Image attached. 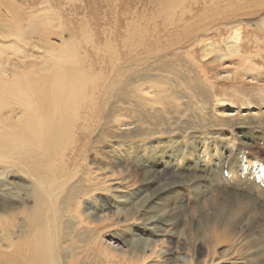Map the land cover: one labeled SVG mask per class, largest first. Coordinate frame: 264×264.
Returning <instances> with one entry per match:
<instances>
[{"label": "rangeland", "instance_id": "obj_1", "mask_svg": "<svg viewBox=\"0 0 264 264\" xmlns=\"http://www.w3.org/2000/svg\"><path fill=\"white\" fill-rule=\"evenodd\" d=\"M7 1H12L24 18L36 17L41 12V6L48 5L51 11L49 14L53 12L55 17L61 18L62 39L68 43L69 48L71 44L80 49L77 53L81 54L79 58L83 62L82 66L86 70L91 69L89 78L98 87L95 97L104 89L109 92L111 88H115V92L111 93L113 96H106L107 107L111 109L117 106L112 110L117 111L122 120L132 121L138 117L140 119H136L137 125L143 122V125L134 129L131 134L116 126H106L103 130L96 128L93 134H89L85 147L79 149L83 153V161L78 164L77 172L74 173V183H81L79 181L86 178V173L89 172L86 185L97 183L98 189L91 190L90 194L82 198L78 214L85 221V225H88V229L99 227L100 239L96 240L101 244L97 258L82 262L103 264L106 260L115 258H127L131 261V255H135L132 260L134 261L141 255V249H145L146 253L147 249L155 244L164 245L161 254L158 256V252L149 256L145 264H167V259L178 260L180 264L190 260L194 264H264V105L258 102L262 97V94H259L260 87L245 86L237 88V92H232L230 83L227 84L224 79L219 80L217 95L231 99V108L236 107L234 115L227 113L234 116L232 119L221 118L215 116V101L209 98L207 84L200 82L196 75L197 60L212 77L215 76V71L229 67L240 68L241 64L236 59L238 55L229 62L221 57V52L224 49L227 51L225 40L229 35V28L231 25L240 24V28L245 30L243 32H253L256 30V22L264 20V11L258 16L243 19L249 21L250 26L238 22L227 24L225 27L218 25L217 29L214 27L215 29L206 33L208 40L200 35L189 47L183 46V49L175 50L167 49V46L173 44L172 41L175 42L173 45H176V38H181L179 34L175 35L176 32H173L174 35L170 33L172 41L168 37L170 34L166 32L158 34L159 40L154 42L156 45L149 39L154 24L162 23L161 17L164 13H159V0H3L0 2V21L2 17L5 19L10 16L5 9ZM249 4L258 5L254 0ZM249 4L229 2L219 7L218 11L225 13V8L229 7L230 17ZM201 11L202 9L193 15L187 14L188 21H184L183 27L178 28L183 30L179 31L180 35L182 32L190 34L200 22L203 27L209 22L207 19H210V13L206 12L207 15H204ZM55 27L53 28L56 30ZM84 28L88 31L89 41L91 37L94 43L84 38ZM143 30L145 39L142 37V42L138 39ZM58 33L59 30L56 32L57 36ZM56 34L50 36L52 42L58 46V42L53 39ZM134 41L140 42V48L130 46L136 44ZM211 42L216 52L205 60L199 59V48ZM0 44L7 43L0 41ZM109 45L116 47L115 50L119 52L118 61L111 58L112 55L106 49L107 46L111 47ZM20 49L27 51L24 46ZM145 49L150 51L149 56ZM154 49H157L160 55L162 53L161 57L164 56L159 64L155 62L157 59L153 54ZM25 54H28V51ZM252 59L261 66V60L257 57ZM113 65L115 67L112 69ZM153 75L164 76L170 84L168 89L174 94V101L171 102L176 113L166 105L150 103H146V108L132 113L136 104L132 103L131 108V105L122 103V98L128 102L130 89ZM156 87L160 88L159 85ZM200 90L204 91V94ZM241 99H246L245 101L252 105L242 108L240 105L245 101ZM98 100V119L102 123L108 110L103 111V100ZM141 103L145 105L144 101ZM249 110L250 112H247ZM135 114L136 118L133 117ZM171 155L178 156V159L169 161L168 157ZM158 159L171 165L163 170V180L158 178V170L161 169L156 163ZM13 179L16 182L12 181ZM7 184L9 188L6 187L4 196L5 188L2 186ZM19 184V174L11 171L4 175L0 171V219L4 220L12 211L18 213L25 207H32L33 203L27 197L25 188ZM161 184L166 187L162 192L159 187ZM152 193L158 194L155 201L150 200ZM8 203L13 204L14 208L4 213L1 207ZM97 216L109 218L106 219L108 222L105 221L104 228H101L102 224L97 226L91 223V219L99 218ZM19 221L18 219L17 222ZM85 233L84 242H89L90 232ZM4 235L6 234L0 233V241ZM9 237L13 239L12 235ZM77 246L85 248L90 244L77 243ZM111 249H117L125 257ZM105 256L111 258L108 260Z\"/></svg>", "mask_w": 264, "mask_h": 264}, {"label": "bare ground", "instance_id": "obj_2", "mask_svg": "<svg viewBox=\"0 0 264 264\" xmlns=\"http://www.w3.org/2000/svg\"><path fill=\"white\" fill-rule=\"evenodd\" d=\"M251 1L159 0L158 7H161L159 13L164 14L161 17L162 23L159 25L154 24L153 31L149 35L150 42L154 43L159 40L158 34L161 32L163 34L166 32L168 35L170 33L174 35L173 32H176L177 34L175 33V35L179 34L178 36L181 38L175 37L178 40L175 39L177 42L176 45H173L175 42L170 39V34L168 37L173 44L167 46V49L174 48L175 50H180L181 48L183 49V46L189 47L192 45L197 40L195 38L200 35L202 38L204 37L208 40V34L206 33L218 25L225 27L227 24L238 22L241 24L246 23L250 26L249 21L243 19L258 16L264 11V0H254V3H258V5L249 4ZM229 2L249 4V6L243 7L239 12L235 11L236 13L229 17V7L225 8L227 10L225 13L218 11L219 7ZM43 3L41 4L43 5ZM5 9L7 13H10V16L5 19H2V17L0 21V41L7 43L0 44V171L4 175L11 171L19 174L20 184L25 188V193L33 204L31 208L25 207L18 213L12 211L7 214L4 220L0 219V233L7 235H4V238L0 241V264H84L82 261L86 262L87 259L91 260L99 256L97 252L101 244H99V240H96V238L100 239L99 227L93 230L88 229V225H85V221L78 214L82 198L84 196L86 197L94 189H98L97 183L91 184V187L86 185L89 172L86 173V178L79 181L81 183H74L76 178L74 173L77 172L78 164L83 161L81 157L83 153L79 149L82 146L85 147L88 136H90L89 134H93L92 132L96 128L103 130L106 126L112 128L116 126L131 134L135 131L134 129L143 125V122L137 125L138 121L136 119H140L137 117V114H135L136 116L133 115L134 118H137L132 121L122 120L119 118L120 114L112 110L117 108V106H113L111 109L107 107L106 96L109 97V94L115 92V88H111L109 92L104 89V91L99 93L98 97H95L98 87L89 78V71L91 69L87 68L86 70L82 66L83 62L79 58L81 54L77 53L80 49L76 45L71 44H69V48L67 46L68 43L62 39L61 32L63 30V24L61 23V18L55 17L53 12L49 14L51 11H49L50 8H48V5L41 6V12L36 17L30 16L28 18H24L21 15L18 7L12 1L6 2ZM201 9L204 15L206 12L210 13V19H207L209 22L204 24L203 27L200 22L204 20L202 18L199 21L200 23L197 25L195 23L196 26H199L195 30L193 29L194 31L192 30L190 34L182 32L183 34L180 35L179 31L181 29L179 30L178 28L183 27L182 23L184 21H188H186L187 14L193 15ZM218 20L220 21L218 22ZM239 25L234 24L229 28V35L225 40L227 51L224 49L221 52L222 56H220L229 62L232 61L231 59L233 57L238 55L239 57H236V59L241 64L240 68L229 67L219 72L215 71V76L212 77L209 76V73L204 70L199 60H197L198 67H196V75L200 82L207 84L206 87L210 93L209 98L215 101L214 112L216 117L232 119L234 116H230L227 113L234 115L236 112V107L231 108L232 105L229 101L231 99L227 100L217 95L219 93V80L221 79L227 81V84H231L229 85L230 91L232 92H237V88L240 87H256L258 85L260 87L259 94H262L258 102L264 105V20L256 22V30L253 32H243L244 29L240 28ZM244 28L246 29V27ZM57 30H59L58 36L56 34ZM82 31L84 38L89 41L88 31L85 28ZM50 34L51 36L52 34H56V37L53 39L56 43L58 42V46L54 44L55 42H52ZM144 34L145 30L141 33L138 39L139 41L144 38ZM193 39L195 40L192 41ZM188 40L191 43L188 44ZM90 41L93 42L91 37ZM139 41H134L136 44L130 46H138L140 44ZM169 42L166 43L170 44ZM166 43L164 44L168 45ZM154 45L156 44L154 43ZM204 45L199 48L198 53L199 59L202 60L207 59L216 52L213 42ZM21 46L27 49L28 54H25L27 51L24 52L20 49ZM109 46L111 47L107 46L106 49L112 55L111 58L118 61L120 57L119 52L115 50L116 47ZM147 52L149 56L150 51ZM164 52L165 50H163ZM174 53L176 55L178 54V52ZM35 54L37 55L35 56ZM153 54L155 59H157L155 62L159 64L161 58L164 56L161 57L162 53L161 55L160 52L157 53V49H154ZM253 57H257L262 61V64L260 63L261 66L253 62ZM223 58L220 59L222 60ZM133 65L135 64H131V66ZM114 67L113 65L112 69ZM115 76L112 75V77ZM164 78L162 75L148 76L146 79L144 77L143 80H145H142L143 82L141 84H136V86L130 89L131 94L128 96V102L126 103L122 98V103L129 105L135 103L136 109H132V113H137L139 109L146 108V103L166 105L170 110L175 112L173 102H171V100L174 101V94L168 89L170 84ZM89 85L92 87L90 90ZM156 85H159L160 88L156 87ZM200 91L203 93L205 90ZM111 96L113 95L111 94ZM98 98H102L103 100V103H101L103 104V111L108 110L106 111L107 115L105 119L103 120L101 118L102 123L98 119V114H100ZM141 100L144 101L145 105L141 103ZM241 100L244 102L246 99ZM216 104H218L217 107L215 106ZM249 105L252 104L249 101H245L240 106L247 108ZM122 108L124 109L123 106ZM247 112H250V110ZM252 114L255 113L252 112ZM259 115L260 113H258ZM177 159L178 156L176 155L168 157L169 161H176ZM156 163L161 168L158 170V178L163 180L165 179L163 170L171 167V165L169 162H162L159 159ZM69 168L70 171H68ZM7 186L9 184L2 186L5 188H2L4 189V196H6L5 190ZM159 187H161L160 192L166 188L162 184ZM157 196L158 194H153L150 200L155 201ZM3 198L5 199V197ZM13 208V204L8 203L7 205L3 204L1 210L7 213L8 210H12ZM159 216L163 217L162 215ZM97 217L99 218L91 219V223L93 222L92 224L97 226L102 224L103 226L101 228H104L107 217ZM18 219L20 220L19 223L17 222ZM85 232H90L88 234L89 242H84L86 240L84 236L86 234ZM11 235L13 239L9 237ZM77 243H86L90 244V246L82 248L77 246ZM163 246L153 244L152 248L149 247L150 249H147V252H149L148 255H146L147 252L145 253V249H141L140 252H142L141 255L143 256L140 255L134 261L132 260L135 259V255H131L133 257L131 261L127 258L128 261L126 259L117 260L116 258L114 260L111 259V261L105 259L106 261L103 264H145L149 256L158 254V252V256H160V251ZM113 252L118 253L120 256L123 255L117 249H114ZM114 255L116 256L117 254ZM167 261V264H180L178 260L167 259ZM184 264L194 263L190 260Z\"/></svg>", "mask_w": 264, "mask_h": 264}]
</instances>
